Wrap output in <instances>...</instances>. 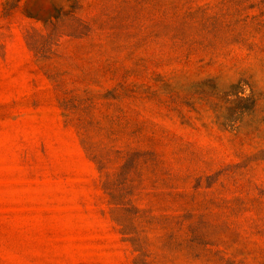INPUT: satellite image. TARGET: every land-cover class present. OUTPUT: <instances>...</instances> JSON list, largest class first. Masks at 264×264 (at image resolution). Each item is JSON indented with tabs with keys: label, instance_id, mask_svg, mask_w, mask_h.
I'll list each match as a JSON object with an SVG mask.
<instances>
[{
	"label": "rangeland",
	"instance_id": "obj_1",
	"mask_svg": "<svg viewBox=\"0 0 264 264\" xmlns=\"http://www.w3.org/2000/svg\"><path fill=\"white\" fill-rule=\"evenodd\" d=\"M135 263L264 264V0H0V264Z\"/></svg>",
	"mask_w": 264,
	"mask_h": 264
},
{
	"label": "trees",
	"instance_id": "obj_2",
	"mask_svg": "<svg viewBox=\"0 0 264 264\" xmlns=\"http://www.w3.org/2000/svg\"><path fill=\"white\" fill-rule=\"evenodd\" d=\"M103 167H100V170ZM121 183H107L105 181L104 183V189L106 191H108V194L110 196V205H112V209L111 211L116 214V213H121V214H127L130 213L132 211V208H126V205H128L129 203L124 202V198L126 194H123L122 192L124 191V188H120ZM137 212V211H136ZM115 221L117 223H119V218L116 217ZM122 234H128L126 232H124V230L121 231ZM136 264V263H135Z\"/></svg>",
	"mask_w": 264,
	"mask_h": 264
}]
</instances>
